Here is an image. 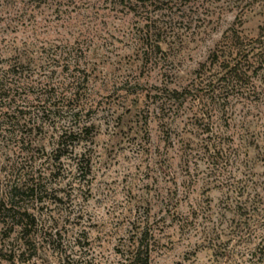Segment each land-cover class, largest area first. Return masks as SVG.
Here are the masks:
<instances>
[{
    "label": "rangeland",
    "instance_id": "1",
    "mask_svg": "<svg viewBox=\"0 0 264 264\" xmlns=\"http://www.w3.org/2000/svg\"><path fill=\"white\" fill-rule=\"evenodd\" d=\"M137 4L0 0V264H134L146 233L150 264H264L249 255L264 235V102L210 120L226 138L210 159L195 104L163 117L154 97L186 86L231 27L256 38L264 3L239 23L224 0ZM241 202L252 237L233 235Z\"/></svg>",
    "mask_w": 264,
    "mask_h": 264
},
{
    "label": "trees",
    "instance_id": "2",
    "mask_svg": "<svg viewBox=\"0 0 264 264\" xmlns=\"http://www.w3.org/2000/svg\"><path fill=\"white\" fill-rule=\"evenodd\" d=\"M126 1L131 3L135 1L137 4L146 0ZM224 2L225 9L237 12L235 22L239 23L241 16L246 11L252 9L256 3H264V0H224ZM144 35L142 43L144 55L146 57L154 56L157 52H161L160 41L151 39L155 34L146 33ZM11 69L5 73V77L11 72ZM154 97L163 117H170L179 112V109L187 102L195 104L193 105L195 107L194 118L200 125V131L209 135L207 139H202L204 155L210 159H219L220 157L223 159L222 145H226L224 141L226 138L221 139L220 137L219 141H216L210 137L213 128L210 120L212 121L222 112L223 115L228 116L233 104L247 106V104L264 102V26L259 28L258 36L253 39H243L236 28L231 27L216 45L215 50L211 52L207 62L200 64L195 70L191 81L186 86L179 89L167 87L156 89ZM79 111L73 114V120L79 116ZM87 130L86 126L80 129L81 133L70 128L64 129L58 143L60 151L66 147L70 138L83 134ZM238 194L243 197L241 192ZM237 211L245 218L249 216V219L246 226L244 228L238 226L240 228L233 232V235L246 232L248 237H252L253 220L255 219L253 214L246 213V207L242 202L237 204ZM242 238L244 237L241 236L240 239ZM150 249L146 233L138 246L131 252L130 261L134 264H150ZM252 249L249 255L262 259L264 263V235Z\"/></svg>",
    "mask_w": 264,
    "mask_h": 264
}]
</instances>
